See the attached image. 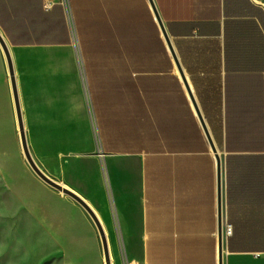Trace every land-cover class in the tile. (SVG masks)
Masks as SVG:
<instances>
[{
  "label": "crops",
  "instance_id": "obj_1",
  "mask_svg": "<svg viewBox=\"0 0 264 264\" xmlns=\"http://www.w3.org/2000/svg\"><path fill=\"white\" fill-rule=\"evenodd\" d=\"M152 1L174 54L150 0H0L20 109L0 45V140L28 141L123 264H264V0ZM30 172L105 264L85 209Z\"/></svg>",
  "mask_w": 264,
  "mask_h": 264
},
{
  "label": "rangeland",
  "instance_id": "obj_2",
  "mask_svg": "<svg viewBox=\"0 0 264 264\" xmlns=\"http://www.w3.org/2000/svg\"><path fill=\"white\" fill-rule=\"evenodd\" d=\"M30 170L21 140H0V264H92L80 236L59 234L60 221L45 218L51 199ZM111 260L123 264L121 253Z\"/></svg>",
  "mask_w": 264,
  "mask_h": 264
},
{
  "label": "water",
  "instance_id": "obj_3",
  "mask_svg": "<svg viewBox=\"0 0 264 264\" xmlns=\"http://www.w3.org/2000/svg\"><path fill=\"white\" fill-rule=\"evenodd\" d=\"M151 1V4L153 6V9L155 11V14H156V17L159 21V24L163 30V33L165 35V38L167 40V43L169 45V48L171 50V52L174 54V51H173V48H172V45L170 43V40L167 36V33L165 31V28L162 24V21L159 17V14L154 6V3L152 0ZM0 45L2 47V49L4 50V53L6 55V58H7V61H8V65H9V70H10V75H11V81H12V86H13V91H14V97H15V102H16V105H17V111L20 113V109H19V99H18V93H17V87H16V80H15V74H14V69H13V63H12V59H11V55H10V52H9V49H8V46H7V43L5 42L3 36L1 35L0 33ZM175 60L177 62V65H178V68L179 70L181 71V74H182V70H181V67L178 63V60L177 58L175 57ZM183 75V74H182ZM183 79H184V82H185V85L189 91V94L191 96V99L195 105V108L197 110V113L199 115V118L201 120V123L203 125V128L205 130V133L209 139V142L211 144V147L213 148V150L215 152H217V149L215 147V144L213 142V139L209 133V130L207 128V125L202 117V114L197 106V103L192 95V92L190 90V87L188 85V82L186 81L184 75H183ZM20 127L22 128L23 125L22 123H20ZM21 145H22V149H23V153L25 155V158L30 166V168L32 169V171L37 175V177H39V179H41L44 183H46L47 185H49L50 187L56 189L57 191L71 197L72 199H74L78 204H80L84 209L85 211L88 213V215L91 217V219L93 220V222L95 223L98 231H99V235H100V238H101V241H102V246H103V254H104V259H105V264H112V261H111V253H110V249H109V241H108V238H107V235L105 233V230L103 228V225L101 223V221L99 220L97 214L95 213V211L90 207V205L88 203H86L81 197H79L78 195L74 194L73 192L69 191L68 189L64 188L62 185L58 184L57 182L53 181L52 179H50L48 176L45 175V173H43V171L38 167V165L36 164L35 160L33 159L32 155H31V152H30V149H29V146H28V141L22 137L21 139ZM218 180H219V195L221 194L220 193V190H221V161H220V158L218 157ZM222 264V263H221Z\"/></svg>",
  "mask_w": 264,
  "mask_h": 264
},
{
  "label": "built area",
  "instance_id": "obj_4",
  "mask_svg": "<svg viewBox=\"0 0 264 264\" xmlns=\"http://www.w3.org/2000/svg\"><path fill=\"white\" fill-rule=\"evenodd\" d=\"M69 25H70V27H71V29H72V32L74 33V25H73V21H72L70 15H69ZM231 232H232V230H231V226H229V229H228V235H230Z\"/></svg>",
  "mask_w": 264,
  "mask_h": 264
},
{
  "label": "bare ground",
  "instance_id": "obj_5",
  "mask_svg": "<svg viewBox=\"0 0 264 264\" xmlns=\"http://www.w3.org/2000/svg\"><path fill=\"white\" fill-rule=\"evenodd\" d=\"M112 261V260H111Z\"/></svg>",
  "mask_w": 264,
  "mask_h": 264
}]
</instances>
